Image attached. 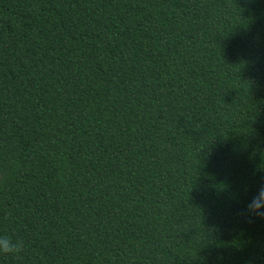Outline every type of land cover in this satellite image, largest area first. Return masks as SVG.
I'll return each mask as SVG.
<instances>
[{
	"label": "trees",
	"instance_id": "trees-1",
	"mask_svg": "<svg viewBox=\"0 0 264 264\" xmlns=\"http://www.w3.org/2000/svg\"><path fill=\"white\" fill-rule=\"evenodd\" d=\"M264 0H0V264H264Z\"/></svg>",
	"mask_w": 264,
	"mask_h": 264
},
{
	"label": "clouds",
	"instance_id": "clouds-1",
	"mask_svg": "<svg viewBox=\"0 0 264 264\" xmlns=\"http://www.w3.org/2000/svg\"><path fill=\"white\" fill-rule=\"evenodd\" d=\"M246 214L264 220V180L244 206ZM23 248V241L8 235H0V254H17Z\"/></svg>",
	"mask_w": 264,
	"mask_h": 264
}]
</instances>
